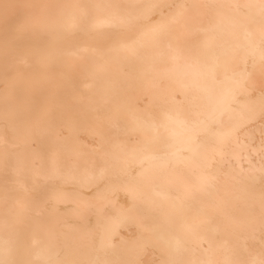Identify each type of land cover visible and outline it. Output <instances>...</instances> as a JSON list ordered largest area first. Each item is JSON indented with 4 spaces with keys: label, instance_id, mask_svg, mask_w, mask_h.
<instances>
[{
    "label": "bare ground",
    "instance_id": "6f19581e",
    "mask_svg": "<svg viewBox=\"0 0 264 264\" xmlns=\"http://www.w3.org/2000/svg\"><path fill=\"white\" fill-rule=\"evenodd\" d=\"M262 96L261 0H0V261L260 264Z\"/></svg>",
    "mask_w": 264,
    "mask_h": 264
},
{
    "label": "snow or ice",
    "instance_id": "6c2138e0",
    "mask_svg": "<svg viewBox=\"0 0 264 264\" xmlns=\"http://www.w3.org/2000/svg\"><path fill=\"white\" fill-rule=\"evenodd\" d=\"M5 9V15H7L8 9L11 8V5L5 4L4 6ZM261 8L264 10V0H261ZM262 106H264V96L261 98ZM0 264H9L7 261H0ZM56 264H77V262L74 261H61V262H56ZM166 264H198L196 261H169L166 262ZM225 264H243V262L239 261H226ZM260 264H264V259L260 261Z\"/></svg>",
    "mask_w": 264,
    "mask_h": 264
}]
</instances>
